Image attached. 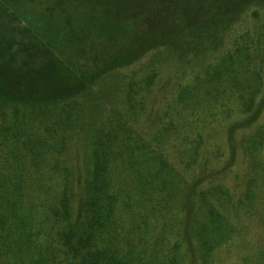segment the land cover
Returning a JSON list of instances; mask_svg holds the SVG:
<instances>
[{
    "label": "rangeland",
    "instance_id": "rangeland-1",
    "mask_svg": "<svg viewBox=\"0 0 264 264\" xmlns=\"http://www.w3.org/2000/svg\"><path fill=\"white\" fill-rule=\"evenodd\" d=\"M186 1V10L177 9L174 33L164 34V22L157 18L151 23L158 31L156 42L128 61L134 15L130 0H115L107 8L98 0H0V35L7 39L36 35L71 71L97 69L83 92L61 101H0V213L7 216L0 224V247L7 245L0 264H74L60 248L62 225L54 223L49 199L59 196L58 175L66 173L64 165L83 176L94 170L98 143L110 158L120 153L125 159L122 165L118 156V165L109 168L114 179L122 172H147L139 162L144 146L156 150L173 172L174 196L164 207L147 200L154 193L149 189L145 193L137 178L119 184L120 199L128 198L129 203L114 204L116 222L109 248L120 264H171L172 258L176 264L199 263L197 229L210 219L200 191L218 184L227 193L208 199L218 207L231 240L212 253L213 264H243L242 256L253 253L263 232L259 217L264 208V141L260 153L254 154L249 137L264 124V0ZM143 15L137 13L139 18ZM228 56L229 74L222 72L214 86L203 80ZM99 58L104 60L97 62ZM253 70L262 77L253 104L256 117L239 126L251 112H243L238 95L244 91L235 85L246 83ZM130 83L132 103L127 101ZM184 86L189 92L180 100ZM202 95L219 98L209 104ZM108 138L113 140L107 142ZM123 138L136 150H123ZM128 157L135 163L130 164ZM157 167L155 163L153 169ZM32 174L41 179L36 186L26 179ZM18 176L25 177L21 187L28 195L15 203L12 190ZM253 177L258 184L256 199L249 202L245 190ZM198 179L194 213L186 217L187 188ZM15 204L21 208L22 222L9 218ZM26 223L33 238L29 249L23 235ZM172 243H177L175 251Z\"/></svg>",
    "mask_w": 264,
    "mask_h": 264
},
{
    "label": "trees",
    "instance_id": "trees-1",
    "mask_svg": "<svg viewBox=\"0 0 264 264\" xmlns=\"http://www.w3.org/2000/svg\"><path fill=\"white\" fill-rule=\"evenodd\" d=\"M131 10L134 15L130 18L132 31L131 40L128 42L126 53L127 60H133L149 49L150 45L156 42L157 29L152 27L151 23L157 18L164 22V34L174 33L176 24L175 18L177 9L186 10V0H130ZM103 7L112 4L115 0H98ZM144 12L142 17H137V13ZM171 16L172 21L169 22ZM109 24L105 25V31L109 32ZM25 31L29 29L25 28ZM121 31H118L120 33ZM135 38V39H134ZM77 42V39H76ZM136 45V46H135ZM237 51H240L237 50ZM96 58V57H95ZM231 56L221 60L215 64L211 73L203 80L214 86L220 82L222 77H219L222 72L229 74L232 69L225 64L226 60H230ZM103 58L97 59V62ZM104 60V59H103ZM241 62H239L240 64ZM97 71L95 67L92 71L84 70L82 72H74L69 67L59 62L54 52L40 40L36 35L33 37H21L20 39L5 38L0 35V101L5 103H22V104H40L61 101L69 97L75 96L83 92L90 82L94 73ZM252 75V74H250ZM148 81L151 82L153 74L148 75ZM215 78V79H213ZM214 82H211V80ZM219 80L215 82V80ZM230 79V76H227ZM261 73L258 70H253V76L247 77L246 83H238L235 89L244 91L243 95H238L241 99V106L243 112L250 113L249 118L240 121L239 126L252 122L256 117L253 113V104L256 95L260 92ZM132 83L129 85L127 92V101L132 103L133 96ZM189 92L188 86L181 88L179 99L184 100V94ZM199 92V91H197ZM213 95L202 99L209 104L218 100L219 95L212 99ZM264 98V97H263ZM237 124V123H236ZM114 132V131H113ZM114 138V137H113ZM113 138H108L107 142L112 141ZM249 150L254 151V154H259V147L264 141V124H259L254 133L250 134ZM195 145L192 154L197 152L200 138L194 139ZM121 148L127 152L135 151L136 148H131L129 144L126 145L127 138L122 139ZM105 146H111V143H105ZM95 148L94 152V170L88 175L83 176L81 172L71 173L64 165L66 173H59L60 178L59 196H50L48 210L52 215L54 223L59 225L60 244L62 252L66 257H70L74 264H120V258L113 254L109 248V241L112 235V227L116 222L113 207L115 203H129L128 198L120 199V185L125 182H132L135 178L141 184L145 193L152 190L154 194L148 195L147 200L151 203H168L174 192H171V185L173 182V172L167 161L156 152V150L148 149L146 146L145 154L142 151L139 159L140 168L147 172L145 174L134 175L131 173H124L118 175V179H114V175L110 174L109 168L116 167L115 161L119 157L120 163H124V157L120 153H115L113 158L109 157L103 146ZM139 148V146L137 147ZM141 148V147H140ZM130 164L135 161L132 157L126 158ZM192 162L193 159H190ZM155 163L158 167L153 169ZM258 165V164H257ZM137 167V166H136ZM52 179L51 175H48ZM30 184L37 185L41 182L39 177L33 179V174L26 178ZM25 183V177H17L16 183L12 193L15 195V203L24 200L28 192L23 190L21 185ZM196 180L193 186L187 188L185 196V213L186 217H192L194 213V185L199 183ZM149 186V187H148ZM258 184L253 177L245 190V199L247 201H255L256 188ZM139 191V190H138ZM47 192V191H46ZM225 194V188L218 184L200 191V202L206 206L207 214L210 219L202 221L197 229V243L201 251L200 261L197 264H213L214 256L212 253L225 246L231 240V235L228 234L226 225L220 215L218 207L212 204L208 197L212 194ZM57 194V195H58ZM217 208H216V207ZM20 206H13L10 209L9 218L18 222L23 221V214L20 211ZM7 216L5 212L0 213V224L3 226L6 223ZM262 229V235L256 240V245H253V253H248L247 256H242L243 264H264V208L259 217ZM64 224V226H63ZM25 230L23 235L28 238V249L31 248L33 241L32 230L30 226L23 224ZM190 240V239H189ZM31 243V244H30ZM173 251L178 246L177 243L171 244ZM7 245L3 244L0 247V254L4 255L7 251ZM194 255L193 247L189 249ZM171 264H176L172 258ZM192 264V263H191ZM217 264V262L215 263Z\"/></svg>",
    "mask_w": 264,
    "mask_h": 264
}]
</instances>
